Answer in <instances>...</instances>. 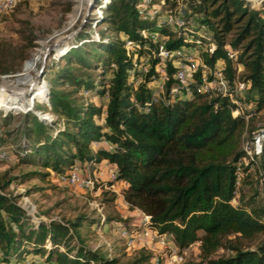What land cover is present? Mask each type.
I'll use <instances>...</instances> for the list:
<instances>
[{
	"label": "trees",
	"instance_id": "obj_1",
	"mask_svg": "<svg viewBox=\"0 0 264 264\" xmlns=\"http://www.w3.org/2000/svg\"><path fill=\"white\" fill-rule=\"evenodd\" d=\"M184 1L196 17L184 11L179 26L167 21L166 8L150 17L158 0H107L101 6L100 20L114 34L99 30L92 38L81 31L82 44L61 54L64 62L51 73L48 103H35L57 119L46 121L26 110L19 129V160L44 169L12 178L57 176L74 163L86 173L102 160L114 162L115 177L105 183L121 179L119 194L127 206L148 214V225L170 234L178 250L198 241L206 264H264V235L254 240L264 234V137L252 157L242 147L260 131L251 132L244 115L264 109V1L256 6L245 0ZM163 3L177 7V0ZM126 39L132 42L128 47ZM177 49L197 54L207 67L221 66L228 91L243 81L247 92L237 93L236 103L227 93L195 91L202 65L188 77L191 94L172 91L178 86ZM9 55L0 44V74L17 69ZM96 68L100 71H91ZM160 80L162 91L154 99ZM58 82L71 87H54ZM81 88L106 99L83 101ZM236 107L240 112L231 113ZM5 143L0 134V148ZM255 181L246 194L239 191ZM9 182H0V264H34L35 256L45 264H165L153 263L147 251L121 261L86 247L78 237L83 215L30 221L17 195L4 191ZM218 248L229 252L213 255Z\"/></svg>",
	"mask_w": 264,
	"mask_h": 264
},
{
	"label": "rangeland",
	"instance_id": "obj_2",
	"mask_svg": "<svg viewBox=\"0 0 264 264\" xmlns=\"http://www.w3.org/2000/svg\"><path fill=\"white\" fill-rule=\"evenodd\" d=\"M245 1L248 6H256L264 0ZM105 2L107 0H20L0 16V44L10 51L11 65L17 66L13 71L0 74V134L6 139L2 149L9 155V158L0 159V182L10 179L4 191L17 195L16 201L29 214L30 221L38 218L67 220L83 215L78 227V237L82 239V243L88 248L106 250L118 256L121 261H126L140 251L154 255L163 250L156 244L155 236H147L146 244L135 243L126 247L117 227L124 225L137 234L142 230V225L140 210L120 203L119 191L123 184L114 185L118 196L110 198L112 190L104 186L110 178L104 172L96 177L93 186L88 189L62 181L55 172H50L45 177L31 175L22 182L12 178L31 169H44L38 164L19 160V144H23L19 131L22 127V113L31 110L46 121L57 119L56 113L45 107L37 108L35 103L37 100L41 105L47 103L46 91L51 84V73L64 62L60 57L62 53L71 46L82 44L79 37L81 31H86L92 38L99 36V30L114 34L108 32L105 29L106 23L100 20L103 13L101 6ZM155 5L160 11L166 6L159 0ZM176 6L188 11L191 19L196 17V13L186 8L184 0H177ZM157 36L156 33L152 34L154 38ZM91 71L97 73L100 68ZM138 77L139 75L136 76ZM54 87L70 88L71 85L58 82ZM246 92L244 88L238 94ZM78 94L83 101L104 102L106 99L105 96H95L86 88L78 90ZM58 121L62 123L61 118ZM246 122L251 132L264 129V109L249 116ZM68 170L65 169V172ZM256 183L255 181L249 186L242 184L239 191L246 194ZM24 197L27 200L24 201ZM235 200L236 198L232 201ZM106 216L109 218L105 221ZM263 235L258 234L254 240ZM164 240L173 244L170 234H165ZM71 243H76L74 236L71 237ZM198 243L194 241L183 248V264H206L199 257ZM59 249L62 250L63 247L59 246ZM227 252L228 249L218 248L213 255ZM33 261L34 264H45L42 256H35Z\"/></svg>",
	"mask_w": 264,
	"mask_h": 264
},
{
	"label": "built area",
	"instance_id": "obj_3",
	"mask_svg": "<svg viewBox=\"0 0 264 264\" xmlns=\"http://www.w3.org/2000/svg\"><path fill=\"white\" fill-rule=\"evenodd\" d=\"M18 1L20 0H0V16L11 9ZM163 3V0H159ZM147 0H144V3H146ZM104 4V3H103ZM145 5V4H144ZM143 5V6H144ZM165 10V17L167 21L174 23L175 25L179 26L182 23H184V19L182 17V14L184 10H182L181 7H164ZM156 11H160L159 7L157 5L153 6L150 9V17L153 16V14ZM142 34L146 35V31L142 30ZM131 41L126 39L125 45L126 47L131 45ZM158 51L161 56H165L167 54V51L164 49L163 44L160 43L158 45ZM175 54L179 56V67L175 71V77L178 82V86H174L171 88L172 91H176L177 89L179 92H182L184 94H191L193 92L192 87L189 84V75L191 71H193L198 65H202L203 68L201 69V75L199 77V80L197 83L193 86L195 91L198 92H207L210 94L214 93H227L230 99H232L234 102L237 103V99L235 98V95L238 92H241L245 87V83L243 81H237L234 90L228 91L227 90V82L224 77L223 71L221 69V66L216 65L213 67H207L205 66L199 56L195 53H192L190 51H183L181 49H177L175 51ZM229 56L233 57L232 53H228ZM144 70V66H143ZM163 67L159 68V71H163ZM130 73L134 72V69L129 70ZM162 91V81H158L155 84V93L154 99L157 98V95ZM232 112L239 113L240 108L236 107L231 110ZM254 114V112H249L244 115L245 120L249 116ZM259 132H256L253 134V136L249 139H246L245 143L243 144V150L244 152L249 156L252 157L254 154L259 153L260 147H261V141L264 137V131L262 129H259ZM105 142V140H102ZM9 158V155H7L6 151L0 148V159ZM106 165L105 168H101V166L92 169L90 172H86L84 175L79 174L78 165L76 163L72 164L70 169L67 172H61L58 173L59 179L62 181L67 182L70 185H76L81 188H91L94 184V180H96L97 176H100L103 172L107 174L108 178L114 179L115 177V163L114 162H108L105 161ZM105 187L115 191L113 183L107 185L105 183ZM24 201L27 200V197H24ZM120 203L121 205L127 206V202L120 196ZM136 210H139L138 208H135ZM140 215V224L142 225V230H140L137 234L136 231L126 227L119 225L117 227V231L119 235L124 239L126 247L131 246L135 243H138L140 245L146 244L147 236L156 237V244L160 246V249L163 250V252L155 253L151 256V260L153 263L163 262L165 264H183V257H184V251L178 250L176 245L174 244H168L164 240L165 233L158 232V230L150 225H148L149 221V215L142 212Z\"/></svg>",
	"mask_w": 264,
	"mask_h": 264
},
{
	"label": "crops",
	"instance_id": "obj_4",
	"mask_svg": "<svg viewBox=\"0 0 264 264\" xmlns=\"http://www.w3.org/2000/svg\"><path fill=\"white\" fill-rule=\"evenodd\" d=\"M218 62H220V61H218ZM100 163H101V166H103V165L105 166V165H106V163H105L104 160H102ZM79 174H81V175H84V174H85V171H83L81 167H79ZM56 178H57V177H56ZM120 184H121V185L124 184V182H123L121 179H118V180H114V181H113V186H114V185H120ZM119 197H120V196H119Z\"/></svg>",
	"mask_w": 264,
	"mask_h": 264
},
{
	"label": "water",
	"instance_id": "obj_5",
	"mask_svg": "<svg viewBox=\"0 0 264 264\" xmlns=\"http://www.w3.org/2000/svg\"><path fill=\"white\" fill-rule=\"evenodd\" d=\"M63 52V51H62ZM47 92V91H46ZM48 101V100H47ZM48 103V102H47Z\"/></svg>",
	"mask_w": 264,
	"mask_h": 264
}]
</instances>
